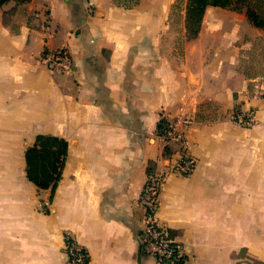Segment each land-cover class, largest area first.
<instances>
[{"label": "crops", "instance_id": "crops-1", "mask_svg": "<svg viewBox=\"0 0 264 264\" xmlns=\"http://www.w3.org/2000/svg\"><path fill=\"white\" fill-rule=\"evenodd\" d=\"M175 1L0 7V264H67L65 235L90 264H155L139 251V196L148 169L178 158L156 134L161 116L195 161L189 175L167 177L156 213L186 264H264V100L249 96L264 75V31L245 9L207 6L194 38L169 40ZM59 47L69 72L40 61ZM250 108L252 126L230 120ZM61 141L59 179L41 188L26 152L38 169Z\"/></svg>", "mask_w": 264, "mask_h": 264}, {"label": "built area", "instance_id": "built-area-1", "mask_svg": "<svg viewBox=\"0 0 264 264\" xmlns=\"http://www.w3.org/2000/svg\"><path fill=\"white\" fill-rule=\"evenodd\" d=\"M44 29L50 31V25L45 24ZM40 61L48 69L57 72H69L73 67V60L66 47L43 52ZM249 96L252 99L264 100V76H256L251 80ZM229 118L242 127H250L254 123V109L250 108L245 112L234 111ZM180 123L188 126L191 119L183 117ZM158 124L157 136L164 145H177L178 158L171 163L169 157H164L166 164L163 169L149 172L141 188L139 204L143 210L144 224L138 235L139 251L152 257L155 264H186L179 245L173 240L168 229L158 223L156 213L159 195L167 177L171 173L189 175L194 169L195 161L187 153L183 130H176L175 123L167 121L164 116L160 117ZM63 251L67 264H90L87 250L68 235L64 237Z\"/></svg>", "mask_w": 264, "mask_h": 264}, {"label": "trees", "instance_id": "trees-1", "mask_svg": "<svg viewBox=\"0 0 264 264\" xmlns=\"http://www.w3.org/2000/svg\"><path fill=\"white\" fill-rule=\"evenodd\" d=\"M9 1H14L16 3L24 2L25 0H0V7ZM207 6H214L220 8H231L236 11H240L245 9V14L249 22L264 31V0H187L186 4V11H185V23L187 28H192L190 31L191 37L190 39L194 38L200 28L202 16L204 10ZM159 129V124L157 126ZM43 137L38 136L37 142L41 141ZM56 140V139H53ZM59 145V146H58ZM57 150L51 151L49 153L50 161L44 163L40 161V167L34 168V163L31 162V156L35 153V149H29L26 152V161H27V175L29 179L34 181L39 187L47 188L48 182H55L59 179V170L62 167L63 159H60L61 156L65 155V143L58 142L57 143ZM45 157L47 158V151H45ZM34 156V155H33ZM43 159V156L41 155ZM48 160V159H47ZM47 169L54 172L53 177H43L38 178L40 174H45ZM152 169H148L150 172ZM39 172V175L36 173Z\"/></svg>", "mask_w": 264, "mask_h": 264}, {"label": "rangeland", "instance_id": "rangeland-1", "mask_svg": "<svg viewBox=\"0 0 264 264\" xmlns=\"http://www.w3.org/2000/svg\"><path fill=\"white\" fill-rule=\"evenodd\" d=\"M186 4H187V0H176L175 3L172 6V11H171V30L173 31V33H171L169 35V40H173L176 42H181V38H184L183 42L190 39L191 37V33L190 31L192 30V28H187L185 20H184V24L181 22V12L186 11ZM184 30L183 33V37L182 34L180 33V31ZM257 55L254 53H252L250 55V58L253 62L257 59ZM264 76L263 74H257L256 76Z\"/></svg>", "mask_w": 264, "mask_h": 264}]
</instances>
